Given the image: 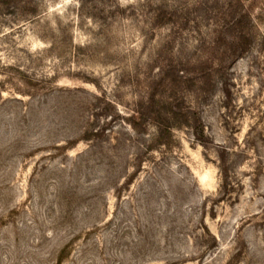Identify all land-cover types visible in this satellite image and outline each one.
<instances>
[{
    "label": "rangeland",
    "instance_id": "obj_1",
    "mask_svg": "<svg viewBox=\"0 0 264 264\" xmlns=\"http://www.w3.org/2000/svg\"><path fill=\"white\" fill-rule=\"evenodd\" d=\"M235 1L0 0V264H264V3L236 59Z\"/></svg>",
    "mask_w": 264,
    "mask_h": 264
},
{
    "label": "trees",
    "instance_id": "obj_2",
    "mask_svg": "<svg viewBox=\"0 0 264 264\" xmlns=\"http://www.w3.org/2000/svg\"><path fill=\"white\" fill-rule=\"evenodd\" d=\"M248 0H236L235 4H230L231 8H234L238 13L233 20L226 26L227 33L229 34L228 40H224L231 54L236 59L242 58L251 48L253 44V37L250 29L252 26V17L249 12L244 10V6ZM264 3V0H262ZM143 121L147 122L150 119L156 123L160 131L164 134H171L173 126L170 119L161 118L159 115L157 118H150V114L142 115ZM161 119V120H160ZM133 126L138 127V120L133 118Z\"/></svg>",
    "mask_w": 264,
    "mask_h": 264
}]
</instances>
